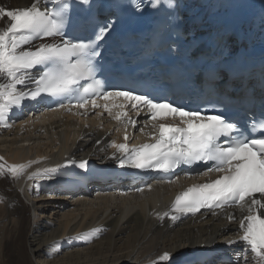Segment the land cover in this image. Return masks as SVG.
Here are the masks:
<instances>
[{"label":"snow or ice","instance_id":"6c2138e0","mask_svg":"<svg viewBox=\"0 0 264 264\" xmlns=\"http://www.w3.org/2000/svg\"><path fill=\"white\" fill-rule=\"evenodd\" d=\"M50 3L51 8H41L38 3L23 10L0 7V17L8 18L7 27L0 30V77L9 81L0 84V120L11 106L26 98L36 100L42 94L50 97L70 94L81 81L93 77L94 64L100 63L101 41L106 40L113 28L114 17L99 26L91 39H74L65 29L73 8L88 14L82 18L81 25L94 21L102 0H50ZM112 6H130L136 13L144 10L136 0H131L130 5H125L124 0H112ZM44 38L52 40L31 45L32 40ZM24 45L30 46L25 50ZM34 69L32 80L35 87L29 90L18 88V85H27L28 74ZM83 92L95 93L96 86L88 83ZM100 95L104 100L123 98L133 109L142 106L150 114L151 121L179 119V125L160 123L158 135L153 137L155 142L132 149L126 159L119 161V166L170 173L181 165L207 164L206 171L196 168L191 174L219 173L218 178L178 196L174 211L196 213L201 208L222 209L226 205L243 208L247 203L248 214L239 222L244 249L233 264H240L243 255L251 253L264 260V212L259 211L264 209V135L237 137V124L219 114L216 105H212L210 111L208 108L186 109L170 100L154 101L130 88L105 91ZM90 102L94 108L98 107L95 99ZM87 103L89 100L85 99L79 107H85ZM59 106L64 107V104ZM105 111H110L107 106ZM116 119L119 120L120 116ZM131 123L135 126L136 122ZM113 146L121 152H128L126 145ZM86 165L87 161H83L77 166L83 170ZM3 170L0 166V172ZM17 170L15 167L9 169L13 174ZM255 194H260L259 198H254ZM162 260L169 261V255L165 254Z\"/></svg>","mask_w":264,"mask_h":264},{"label":"bare ground","instance_id":"6f19581e","mask_svg":"<svg viewBox=\"0 0 264 264\" xmlns=\"http://www.w3.org/2000/svg\"><path fill=\"white\" fill-rule=\"evenodd\" d=\"M192 1L203 10L214 0ZM33 3L38 0H0V7L18 10ZM7 24L8 18L0 17V30ZM0 84H4L3 77ZM2 124L5 129L0 130V146H5L0 147V166L4 169L0 172V264H172L178 260L174 264H180L212 244L222 243V249L233 252L244 249L245 242H233L235 226L229 220L239 227L242 219L236 214L169 221V215L164 214L168 206H157L170 191L166 186H153L150 193L132 196L105 193L92 199L89 195L90 200L72 201V210H63L59 219L45 222L48 216L39 212L47 206L55 208L57 203L37 202L41 193L35 183L40 179L38 172L50 166L52 159L80 156L102 160L110 154L112 149L107 145L116 140L117 134L107 136L106 128L92 118L81 121L52 112L15 123L7 110ZM19 136L20 142H34L27 147L16 146ZM12 167L18 169L14 174L9 171ZM16 177H21L17 187L21 189L23 184L29 196L34 195L35 200L28 199L33 201L30 205L22 201L13 185ZM186 253L190 257H182ZM165 254L169 261L162 260ZM252 255L255 260L240 259V264H264Z\"/></svg>","mask_w":264,"mask_h":264},{"label":"rangeland","instance_id":"374dc122","mask_svg":"<svg viewBox=\"0 0 264 264\" xmlns=\"http://www.w3.org/2000/svg\"><path fill=\"white\" fill-rule=\"evenodd\" d=\"M20 138L22 139V137H18V140H19V142H17L16 144V146H20V145H24V146H30L33 142H34V140H31V141H29V142H20ZM32 142V143H31ZM19 144V145H18ZM36 144H37V142H36ZM8 145V144H7ZM6 145V146H7ZM5 146V144H3V146L1 145L0 147H4ZM4 149V148H3ZM7 174H9L8 172H7ZM9 176V175H8ZM20 178L21 177H19V179L16 177V179L14 180V182H13V185L15 186V188H17V189H19L18 187V185L16 184L17 182H19V181H21L20 180ZM18 186V187H17ZM22 187V188H21ZM20 188L21 189H19V193H20V195H21V199H22V201L24 202V203H26V205L28 204V205H30V203L29 202H31L32 200H35L34 199V195H33V197L31 198L30 196V198L32 199V200H28V198H27V196H26V192H24V185L22 184L21 186H20ZM36 197V196H35ZM37 199H39L38 197H36ZM61 201H58V200H55V201H57V202H55V203H60V204H64V205H56L55 206V208L54 207H49V206H47V207H45V209L44 210H41L40 212H39V214H41V213H44L46 216H48V218H46L45 217V222H51L52 220H54L56 217L59 219L60 218V216H61V213H62V211L63 210H65V211H68V210H72V207L70 208V204H74V203H72V201L71 202H65L66 200H67V198H63V199H60ZM37 202H40V203H44V204H46L45 203V201H43V202H41V201H37ZM46 202H48V201H46ZM73 202H79V201H77V198H76V200H74ZM37 204H39V203H37ZM48 204H50V203H48ZM59 206V207H58ZM80 208V207H79ZM61 210V211H60ZM39 214H37L38 216H39ZM30 216H31V218H32V215L30 214ZM55 216V217H54ZM33 217H35L34 216V214H33ZM178 262H180V260H178V261H175L174 263H178ZM174 263H172V264H174Z\"/></svg>","mask_w":264,"mask_h":264}]
</instances>
